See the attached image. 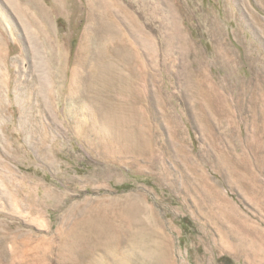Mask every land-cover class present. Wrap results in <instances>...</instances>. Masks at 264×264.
<instances>
[{
  "label": "rangeland",
  "instance_id": "rangeland-1",
  "mask_svg": "<svg viewBox=\"0 0 264 264\" xmlns=\"http://www.w3.org/2000/svg\"><path fill=\"white\" fill-rule=\"evenodd\" d=\"M15 1L0 0V36L11 56L0 73L9 70L11 85L21 86L17 101L13 95L0 100V264H140L120 262L131 254L130 241L111 253V224L104 225L109 241L97 239L96 248L88 239L81 223L88 210L101 206L111 217V203L141 205L146 236L159 250L144 264H264V0H149L146 12L140 0H116L158 42L178 19L190 69H204L233 118L204 115L199 102L203 94L215 99V91L194 85L188 96L183 79L172 78L183 70L178 41L176 67L171 74L162 65L158 70L168 114L147 116L155 134L149 158L123 162L81 140L79 122L87 118L67 114L65 101L41 112L35 96L24 98L30 59L16 66L14 57L28 54L29 42L15 4L27 1ZM56 1L53 34L63 40L70 64L94 22L88 0ZM155 1L168 20L151 18ZM72 233L80 236L68 253L62 241Z\"/></svg>",
  "mask_w": 264,
  "mask_h": 264
},
{
  "label": "bare ground",
  "instance_id": "bare-ground-1",
  "mask_svg": "<svg viewBox=\"0 0 264 264\" xmlns=\"http://www.w3.org/2000/svg\"><path fill=\"white\" fill-rule=\"evenodd\" d=\"M26 1V5L15 4L24 30V39L29 42L28 54L25 49L26 51L14 57L16 66L25 56L29 55L30 59L25 70L31 77L24 81L27 88L23 90L24 98L35 96L40 102L37 105L41 112L50 110L51 104L57 105V102L65 101L72 111L67 114L74 116V119L80 114L86 116L87 121L79 122L77 132L92 150L99 148L102 153L111 154V158L118 162L129 157L149 158L155 134H151L148 129L147 116L168 114L165 100L159 98L161 90L157 84L158 70L162 65L171 74L176 67L179 57H175L174 51L178 41L183 70L177 71L172 78L183 79L186 89L184 92L188 96L196 93L191 90L194 85L199 88L209 87L215 91V99L210 100L203 94L202 97L206 100L199 102L204 115L225 113L232 117L227 99L217 86L215 88L204 69H190L187 63L189 44L187 38L178 31L177 18L170 20L171 29H167L158 42L151 33L143 29L130 11L120 12V5L116 0H88V20L93 21L94 25H87L84 29L73 60L66 64L67 49L63 40L54 36L51 23V15L58 8L57 1L51 0L50 4L39 0ZM149 4V0H140L143 12L147 11ZM149 10L152 19L162 15L163 21L168 20L158 1ZM122 26L127 30V36L122 33ZM9 57L11 58L10 51L0 36V72L3 68H9ZM225 60L230 62L229 58ZM0 75V100H11L13 95L17 101L21 94V88H18L20 85L18 82L11 85L8 81L6 77L12 78L9 70L7 75ZM14 79L17 80L18 76L15 75ZM149 96L153 101L152 105L146 99ZM115 98L121 103L117 104L113 100ZM42 150L41 148L40 153H43ZM141 210L140 204L121 206L111 203V217H106L107 213L98 206L88 210L89 214L81 223L88 228L91 234L88 239L96 248L95 243L101 238L109 241V233L104 225L111 224V253L125 247L128 244L126 242L130 241L131 254L121 257L120 262L126 263L129 259L144 264L147 257L158 255L159 250L157 244L146 236L149 231L146 221L139 215ZM114 235L118 238L115 239ZM77 236L80 234L72 233L62 241L68 253L74 250L72 242Z\"/></svg>",
  "mask_w": 264,
  "mask_h": 264
}]
</instances>
